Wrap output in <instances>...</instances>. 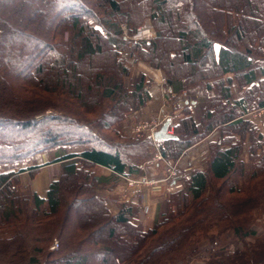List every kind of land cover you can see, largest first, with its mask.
Listing matches in <instances>:
<instances>
[{"label":"trees","instance_id":"trees-1","mask_svg":"<svg viewBox=\"0 0 264 264\" xmlns=\"http://www.w3.org/2000/svg\"><path fill=\"white\" fill-rule=\"evenodd\" d=\"M11 1V10L0 11V95L9 97L8 87L23 113L0 114V163L60 144L85 148L54 159L61 161L62 173L44 197L17 185L19 172L37 167L0 171V227L11 231L0 238V264H14L28 251L26 264H37L40 253L49 264H128L130 259L157 264L165 253L176 254L186 245V256L196 253L198 242L188 235L204 223L226 219L228 208L264 206V137L243 116L264 106V0H144L134 21L130 0ZM146 18L154 37L132 38ZM105 53L112 67L94 64ZM179 59L182 72L175 63ZM138 61L161 69L168 85L183 79L186 86L213 92L197 122L188 105L180 107L172 125L176 137L158 142L164 158L177 159L217 131L208 142L206 166L179 178L183 188L168 193L147 229L130 222L132 204H121L111 215L96 194L98 184L116 175L137 174L153 149L148 137L131 139L120 131L127 114L151 97L152 80L142 72L131 74L130 64ZM233 84L240 90L235 99ZM47 109L56 114L35 119ZM95 165L110 169L106 182L91 171ZM258 180L263 181L257 186ZM66 191L73 194L67 201ZM60 208L65 209L60 220L47 226ZM85 215L95 221L85 224ZM243 218L230 221L237 233L253 234L251 218ZM24 231L34 245L25 242ZM54 231L58 247L49 249ZM211 240L210 250L217 242ZM6 245L12 249L4 252ZM234 255L222 254L224 259Z\"/></svg>","mask_w":264,"mask_h":264},{"label":"rangeland","instance_id":"rangeland-1","mask_svg":"<svg viewBox=\"0 0 264 264\" xmlns=\"http://www.w3.org/2000/svg\"><path fill=\"white\" fill-rule=\"evenodd\" d=\"M11 4H12L11 0H0V11L1 10L2 11L11 10L13 8V6ZM127 6L128 7L130 6L132 11H134V15L131 17L133 21L135 20V16L137 15V12L140 14V13H142V11L145 8L144 0H130V2H128ZM123 29L126 32V28L124 25H123ZM154 35H155L154 27L152 26L149 19L146 18L142 22V24L137 27L135 33L131 37L134 39H146L148 41L151 38H153ZM105 57H108L106 53H105V55L102 54L101 56L95 58L94 64L100 65V63H103V65H104L106 63V65L108 64V66L112 67L113 62H112V59L110 58V56L107 59H105ZM104 59H105V61H104ZM175 63H176V66H178L180 72L184 71V67L181 65L182 63H181L180 59L178 61H175ZM131 64H130V66L132 68L131 74H132V76H134L140 70L137 69L136 63H131ZM83 70H84V73L87 77L88 76V74L86 73L87 70L82 68L81 71H83ZM130 75L126 76L124 78L125 84L127 86H130V83L132 81V76H130ZM84 78H85V76H84ZM146 78L150 79V78H148V75ZM34 83H36V82H34ZM152 84H151V86H152ZM163 89L165 90L166 88L159 86L158 93L164 94ZM6 90L9 91V95H10L9 97L10 98L0 95V114L11 115V114H13L12 112H14V110H16L17 112L23 113L21 106L17 105L15 103L14 97L11 94L8 87H6ZM144 104L140 105V107L137 110H140L141 106H143ZM165 104H167L168 106L167 107L165 106V108H163V111H161V114L158 117H155L158 121H161V123L164 121V119L166 117H170V115L175 117V114L173 112H174V110H178V108H179V103L176 102L174 97H167V99L165 100ZM55 111H56L55 109H47V110H45V112L40 113L39 115H36L35 119L38 120L45 115L56 114ZM136 111H134V112H136ZM134 112H130L127 114L126 118L124 119V121L121 124L120 131L127 138H131V139L147 137L145 132L138 133V132L133 131V127L138 122L151 118V116L139 117L138 115H135ZM249 115H250L249 116L250 119L258 125V127L260 128V130L263 134V137H264V113H262V110L253 112ZM6 116H8V115H6ZM170 127L172 128V126H169V128ZM101 134L105 138L109 137V135H110V133L107 131H104ZM149 142L153 148L151 154L140 164L139 172L137 174H134L131 176L137 177V176H140L142 173L148 172L150 170L148 165H145V163L148 161V159L150 157H152L156 153L158 147L156 148L151 143V141H149ZM84 148H85V146L80 145V144H76V145L60 144V145L52 146V147L43 149L39 152L33 153V154L25 157L24 159L20 160V161L2 162V163H0V171H18L19 169H22V168L24 169V168H27L29 166H35V167H37L36 169L28 170L29 171L28 180L33 178L41 170V171H44V173L46 175L47 182H48V186H49V183L55 179H58L62 173L61 161H59V160L55 161L54 159H57L58 157L52 158V155L50 153L52 152V154H53L54 151L59 150L65 154V153H70V152H78ZM263 150H264V146H263ZM47 157H48V159H47ZM243 158L246 159V154L243 155ZM167 160H169L170 162L176 161V159L175 160L167 159ZM206 162H207V160L202 158L198 164L202 168H204L206 166ZM184 167H185L184 165H181L180 167H178V176L174 180V182L177 184H180V186H178L177 188H175L173 190H169V191L165 190L164 184H162V185L157 184V185H153L150 187L148 186V187H144L145 189H144V192L142 193V195L145 193L146 200L148 198L151 200V198L153 196L158 198V203H157L158 204L157 209H158L160 203L168 195L169 192L183 188L184 185H183L182 181H180L179 178H181V176L187 174L192 169L197 168V167H193V168L184 170L185 169ZM103 168H105V167H103ZM103 168L101 166L95 165V166H92L91 171H93L95 176H97L98 178L99 177L101 178L104 175L103 174L104 173ZM143 170H145V172ZM164 173H165V171H164L163 165H162V163H160L157 167H155L154 170H151L149 174L152 177H162ZM17 175H18L17 176V179H18L17 185L19 187V190H21L25 193L35 192L31 188V185L28 181H26V183H24V184L21 183L20 172ZM110 175H111V172H110ZM105 176L109 177V175H105ZM116 177H117L116 179H114V178L112 179V182L108 181L107 183H104V184H98V186L96 188V194L104 200V203H105V205H106V207H107V209L111 215L117 213V211L120 209L121 204H123V203L132 204L135 208V211H134L133 216L130 218V222L133 225H136L140 228L147 229L148 227L151 226L153 220H151V221L148 220V217L145 215L146 213H145L144 205L141 202V199H142L141 196L142 195H138L136 198L127 199L124 196V193L126 191L125 190V182L123 181V179L120 176L116 175ZM262 181L263 180H258L257 182H255V185L258 186L260 184V182H262ZM66 182H64L63 185H65ZM216 183H214V186L216 185ZM253 183H251L252 185H248V186L252 187L254 185ZM48 186H47V188H48ZM157 186L159 189L154 190V188ZM153 190L155 191L154 194L152 193ZM72 195L73 194H71L70 192L68 193L66 191L65 192L66 201ZM229 197L235 198V197H237V195L229 194L227 196V198H229ZM243 208L241 207V205L234 206L233 210L228 208V213H227L226 219L217 222V225H215V223H214V225H209L208 223H204V224H202L204 227V228H202V230H200V228H197L196 230L191 232L188 235V237L189 236H190V238L193 237V238H195V240H197L196 242H198V245H197L198 250L196 253H191V254L189 253V255L186 256L185 251L187 250V247H188L186 245V248L184 247L182 250L176 252V254L169 255V254L165 253L163 258H160V261L157 264H263L264 263V206L258 207V209L253 208L252 210H245ZM64 210H65L64 208H60L59 213L56 214V216H52L50 218H47L46 222L50 221V223L47 226L54 224L58 219L60 220V217H62ZM156 213H157V211H156ZM241 216L244 217L243 220L246 217H247V219L251 218L250 228L254 231L253 234L244 236L242 234L237 233V230H235L236 228L234 227L233 223L230 220H232L233 218H236V217H241ZM155 217H156V214H155ZM53 219H54V221H53ZM70 219H73V217H71ZM70 219L68 221H70ZM84 221H86V224L88 225L90 223H93V221H95V218H93V217L90 218V217L86 216L84 218ZM43 223H45V221H43ZM2 224H3V221L0 219V225H2ZM111 225H114V223L109 224V226H111ZM4 227L3 226L0 227V238L9 237L11 235V231H5L6 229H9L10 226H4ZM117 229L120 230V226H117ZM241 232L243 233V231H241ZM23 234L26 237L25 242H27L29 244L31 243L32 245H34V242L31 239L32 235L28 234L25 231L23 232ZM29 235H30V237H29ZM214 237L217 239V242L214 243V245L212 246V250H210L211 249L210 242L212 241L211 239ZM57 238L58 237L54 231L53 235H52L51 243L49 245V249H51V245L54 241H57V243H58ZM190 238H188V239H190ZM111 241L115 242L114 240H111ZM111 241H109L107 244L110 245ZM187 243L188 242H186V244ZM27 247H28V245H27ZM57 247H58V245H57ZM56 248H54V249H56ZM11 249H12L11 246L6 245V247L4 248L3 251L4 252L10 251ZM28 249L31 250V247H29ZM234 251H235V255L232 258H229V259L223 258V256H222L223 253L228 254V253H231ZM28 252H24L25 258H23L21 260H17L16 262H14V264H26L27 263L26 259L32 255V252L31 253L30 252L28 253ZM10 253H12V252H10ZM214 253H222V254H221V257L219 256L216 258L213 255ZM48 259H49L48 256H45L44 254L40 253L38 255V263L37 264H49ZM131 260L132 259H130V263H128V264H134V263H131ZM1 264H8V263L4 262Z\"/></svg>","mask_w":264,"mask_h":264},{"label":"crops","instance_id":"crops-1","mask_svg":"<svg viewBox=\"0 0 264 264\" xmlns=\"http://www.w3.org/2000/svg\"><path fill=\"white\" fill-rule=\"evenodd\" d=\"M137 69L141 70L138 72H142L146 77L148 75V78L152 80V86L149 89V93L151 95L150 99L141 106L140 110H137L134 112L135 115H138L139 117L143 116H151L153 118L158 117L161 114V111H163V108L168 105L165 104V100L167 97H174L176 102L179 103L178 110H174L175 117L170 115L171 118V125L174 124V122L177 120L179 116V110L180 107L184 104L189 106L190 115L193 118L195 122L199 121L202 115V108L203 104L212 96L213 92L212 90H204L201 85H189L186 86L183 79L172 83L171 85H168L165 81L163 72L159 68H154L150 66L149 64L138 61L136 62ZM136 67V66H135ZM137 72V71H136ZM231 75V74H230ZM150 76V77H149ZM159 77V78H158ZM163 87L166 88L164 90V94L158 93V88ZM231 94L233 99L238 98L240 96V90L233 84L231 87ZM193 96V97H192ZM264 107V106H263ZM263 107L249 110L248 112L244 113L245 118L250 119V115L253 112L261 111ZM262 113L264 111L262 110ZM171 129V130H170ZM168 132L172 133V128L170 127ZM217 137V131L213 130L211 133H209L207 136L196 142V144H192L188 148L184 149L183 152L179 155L178 159H176L180 166L184 165L185 169H190L193 167L202 168L198 163L201 161L202 158L206 159L208 158V142L211 140H214ZM52 155V158H57L62 156L64 153L62 151H54L50 153ZM48 159V157H47ZM103 168V167H102ZM104 169V175L100 178V181L106 182L107 177L105 175H110V169L103 168ZM119 176V175H117ZM20 178L21 183L24 184L26 181H28L31 185V188L39 194V196H45L48 182L46 179V175L44 171L38 172L33 178L28 180L29 178V171L23 170L20 172ZM117 177L115 176L114 179ZM108 182V181H107ZM106 182V183H107ZM109 182H112L110 180ZM180 182V181H179ZM159 189L158 186L154 188V190ZM153 190V194L155 191ZM141 202L144 205L145 209V215L148 217V220H154L155 214L157 211V203L158 198L152 197L151 200L148 198L146 200L145 193L141 196ZM115 212V211H114Z\"/></svg>","mask_w":264,"mask_h":264},{"label":"built area","instance_id":"built-area-1","mask_svg":"<svg viewBox=\"0 0 264 264\" xmlns=\"http://www.w3.org/2000/svg\"><path fill=\"white\" fill-rule=\"evenodd\" d=\"M264 111V107L262 109ZM161 121H158L156 118H149L142 120L134 125L133 131L135 132H145L146 136L150 139L151 143L157 148L158 142L152 138V134L156 131L160 125ZM160 163H162L165 173L162 177H152L149 173L151 170H154ZM148 165L150 170L148 172L142 173L140 176H131L127 174H120L119 176L125 182V193L124 196L129 198H136L138 195H142L144 192V187H150L153 185H165V190H173L180 186L174 182L175 178L178 176V167H180L179 162H170L165 159L159 149L157 148L156 153L148 159L145 163ZM58 245L57 241H54L51 245V249L56 248Z\"/></svg>","mask_w":264,"mask_h":264},{"label":"water","instance_id":"water-1","mask_svg":"<svg viewBox=\"0 0 264 264\" xmlns=\"http://www.w3.org/2000/svg\"><path fill=\"white\" fill-rule=\"evenodd\" d=\"M170 125H171V118L166 117L164 121L162 122V124L160 125V127L156 131L153 132L152 138L157 142L175 138L176 136L174 134H172L171 132H168Z\"/></svg>","mask_w":264,"mask_h":264},{"label":"bare ground","instance_id":"bare-ground-1","mask_svg":"<svg viewBox=\"0 0 264 264\" xmlns=\"http://www.w3.org/2000/svg\"><path fill=\"white\" fill-rule=\"evenodd\" d=\"M141 71V70H140ZM159 78V77H158ZM86 224V223H85ZM89 225V224H88Z\"/></svg>","mask_w":264,"mask_h":264}]
</instances>
